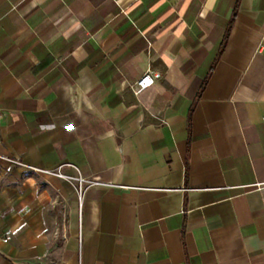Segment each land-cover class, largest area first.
<instances>
[{
    "label": "crops",
    "instance_id": "obj_1",
    "mask_svg": "<svg viewBox=\"0 0 264 264\" xmlns=\"http://www.w3.org/2000/svg\"><path fill=\"white\" fill-rule=\"evenodd\" d=\"M0 264H264V0H0Z\"/></svg>",
    "mask_w": 264,
    "mask_h": 264
},
{
    "label": "built area",
    "instance_id": "obj_2",
    "mask_svg": "<svg viewBox=\"0 0 264 264\" xmlns=\"http://www.w3.org/2000/svg\"><path fill=\"white\" fill-rule=\"evenodd\" d=\"M161 79V74L153 69H149L145 74L144 76L141 78V80H139L137 82V84L134 86V91L136 94H139L141 93L142 91L146 90L147 88L153 86L155 84V82L157 80ZM14 163L16 164H19V165H22L28 169H31V170H34L36 172H39V173H43V174H50V175H56V176H59V177H65L67 178L69 181H78V187L76 188L77 190V193H78V196H79V199L81 200L83 195H84V192H85V186L84 184L86 183L85 180H83L82 178H73V177H68V176H65L63 174H61L60 172H55V171H49V170H42V169H38V168H34V167H30V166H27L25 164H21L17 161H14Z\"/></svg>",
    "mask_w": 264,
    "mask_h": 264
},
{
    "label": "trees",
    "instance_id": "obj_3",
    "mask_svg": "<svg viewBox=\"0 0 264 264\" xmlns=\"http://www.w3.org/2000/svg\"><path fill=\"white\" fill-rule=\"evenodd\" d=\"M207 82H208V79H205L204 80V82H203V84H202V91H203V89L206 87V84H207ZM201 94V93H200Z\"/></svg>",
    "mask_w": 264,
    "mask_h": 264
}]
</instances>
